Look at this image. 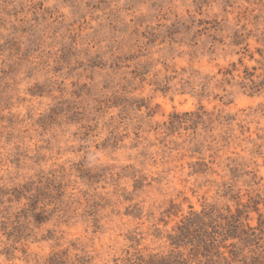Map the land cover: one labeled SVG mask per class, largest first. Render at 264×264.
<instances>
[{"label":"rangeland","instance_id":"374dc122","mask_svg":"<svg viewBox=\"0 0 264 264\" xmlns=\"http://www.w3.org/2000/svg\"><path fill=\"white\" fill-rule=\"evenodd\" d=\"M62 252L264 264V0H0V264Z\"/></svg>","mask_w":264,"mask_h":264},{"label":"trees","instance_id":"16d2710c","mask_svg":"<svg viewBox=\"0 0 264 264\" xmlns=\"http://www.w3.org/2000/svg\"><path fill=\"white\" fill-rule=\"evenodd\" d=\"M193 113H184V116H192ZM199 117L202 114H198ZM207 219V220H206ZM213 212L203 215L192 213L186 218L180 226L177 227L178 233L172 237L174 243L187 242L193 246V249H202L207 251L216 242V235L223 234L224 226L214 223ZM228 223L226 230L233 232L239 228V223ZM231 230V231H229ZM66 253L53 254L50 256L46 264H67L65 259ZM123 264H188L182 254L159 255L153 254L150 256H137L127 259Z\"/></svg>","mask_w":264,"mask_h":264}]
</instances>
